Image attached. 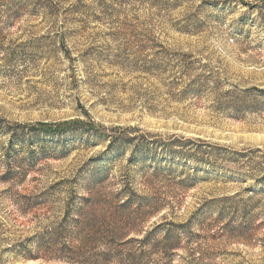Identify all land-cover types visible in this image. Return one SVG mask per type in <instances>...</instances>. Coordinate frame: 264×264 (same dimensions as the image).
Segmentation results:
<instances>
[{
	"label": "rangeland",
	"instance_id": "1",
	"mask_svg": "<svg viewBox=\"0 0 264 264\" xmlns=\"http://www.w3.org/2000/svg\"><path fill=\"white\" fill-rule=\"evenodd\" d=\"M101 173L183 231L145 264H264V0H0V264H79L26 255Z\"/></svg>",
	"mask_w": 264,
	"mask_h": 264
},
{
	"label": "trees",
	"instance_id": "2",
	"mask_svg": "<svg viewBox=\"0 0 264 264\" xmlns=\"http://www.w3.org/2000/svg\"><path fill=\"white\" fill-rule=\"evenodd\" d=\"M72 123H39L33 128L56 134L75 125ZM80 125L85 129L94 128L91 124ZM78 176L82 174L75 180ZM105 177L107 173L91 177L93 182L82 192L88 196L70 189L59 221L36 236L37 255L26 256L39 258L44 254L79 264H145L152 255L161 252L167 257L179 246L183 231L176 228L178 225L167 223L148 231L144 227L147 217L157 211V198L139 196L129 186L112 194L107 192L112 199L100 198L94 181H104Z\"/></svg>",
	"mask_w": 264,
	"mask_h": 264
}]
</instances>
